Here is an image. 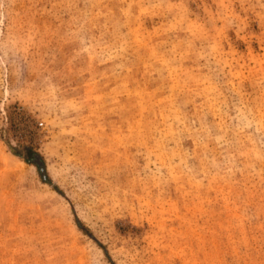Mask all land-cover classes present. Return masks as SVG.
Masks as SVG:
<instances>
[{"label": "rangeland", "instance_id": "1", "mask_svg": "<svg viewBox=\"0 0 264 264\" xmlns=\"http://www.w3.org/2000/svg\"><path fill=\"white\" fill-rule=\"evenodd\" d=\"M0 264H264V0H0Z\"/></svg>", "mask_w": 264, "mask_h": 264}, {"label": "trees", "instance_id": "2", "mask_svg": "<svg viewBox=\"0 0 264 264\" xmlns=\"http://www.w3.org/2000/svg\"><path fill=\"white\" fill-rule=\"evenodd\" d=\"M26 151L31 158V159H27L26 161L28 163L35 164L39 169H44V163H43L41 157L37 153H35L33 150H31L30 148H26Z\"/></svg>", "mask_w": 264, "mask_h": 264}]
</instances>
